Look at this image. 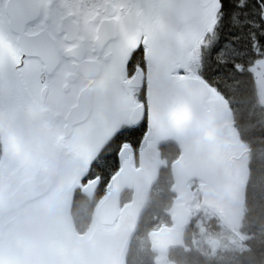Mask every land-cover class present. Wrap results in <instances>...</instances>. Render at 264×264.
<instances>
[{"label":"snow or ice","instance_id":"1","mask_svg":"<svg viewBox=\"0 0 264 264\" xmlns=\"http://www.w3.org/2000/svg\"><path fill=\"white\" fill-rule=\"evenodd\" d=\"M0 264H264V0H0Z\"/></svg>","mask_w":264,"mask_h":264},{"label":"trees","instance_id":"2","mask_svg":"<svg viewBox=\"0 0 264 264\" xmlns=\"http://www.w3.org/2000/svg\"><path fill=\"white\" fill-rule=\"evenodd\" d=\"M164 151L165 155H167V149H162Z\"/></svg>","mask_w":264,"mask_h":264}]
</instances>
